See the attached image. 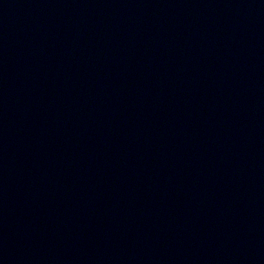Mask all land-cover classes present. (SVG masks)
I'll return each mask as SVG.
<instances>
[{
    "label": "water",
    "instance_id": "obj_1",
    "mask_svg": "<svg viewBox=\"0 0 264 264\" xmlns=\"http://www.w3.org/2000/svg\"><path fill=\"white\" fill-rule=\"evenodd\" d=\"M0 264H264V0H0Z\"/></svg>",
    "mask_w": 264,
    "mask_h": 264
}]
</instances>
